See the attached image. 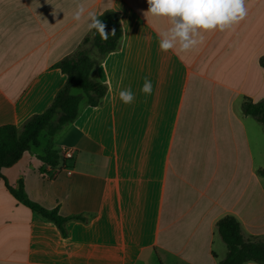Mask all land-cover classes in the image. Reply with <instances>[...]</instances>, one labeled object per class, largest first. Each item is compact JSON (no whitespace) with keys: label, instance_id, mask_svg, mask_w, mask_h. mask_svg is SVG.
<instances>
[{"label":"crops","instance_id":"0c3cea01","mask_svg":"<svg viewBox=\"0 0 264 264\" xmlns=\"http://www.w3.org/2000/svg\"><path fill=\"white\" fill-rule=\"evenodd\" d=\"M77 3L115 12L121 44L93 72L107 87L101 102L83 99L53 138L57 165L63 145L75 160L53 174L30 148L1 169L0 264H219L227 215L264 241V123L242 108L264 100V0H245L242 21L179 55L159 50L171 23L145 14L147 0H0V125L20 128L64 86L57 64L93 32L86 13L72 19ZM20 180L32 201L83 218L63 233L14 197L7 184Z\"/></svg>","mask_w":264,"mask_h":264},{"label":"trees","instance_id":"16d2710c","mask_svg":"<svg viewBox=\"0 0 264 264\" xmlns=\"http://www.w3.org/2000/svg\"><path fill=\"white\" fill-rule=\"evenodd\" d=\"M98 19L104 23L105 31L109 33L108 39L102 40L93 30L91 37L85 39L73 54L57 64L67 79L48 108L32 115L20 128L12 124L0 125V176L2 168L12 166L25 151L39 145V137L42 133H45L48 141L41 160L44 163L57 165L59 154L53 147L54 136L65 124L76 119L83 99L90 106L98 105L103 99L107 87L95 79L93 72L107 54L120 47L122 28L115 12L106 11ZM113 31L115 35L111 34ZM260 65L264 69V55L260 57ZM74 87L81 89V93L72 94L71 89ZM242 108L245 114L264 123V100L257 103L246 100ZM258 173L264 175V168L258 169ZM7 186L17 200L43 217L54 221L63 233H65L64 223L68 219L83 218L81 215L62 216L58 208L47 209L32 201L23 190L22 180L17 189L9 184ZM217 227L227 247V254L219 264H244L249 261L264 264V241L246 239L240 223L234 216L222 217L217 222Z\"/></svg>","mask_w":264,"mask_h":264},{"label":"clouds","instance_id":"9594fccd","mask_svg":"<svg viewBox=\"0 0 264 264\" xmlns=\"http://www.w3.org/2000/svg\"><path fill=\"white\" fill-rule=\"evenodd\" d=\"M145 12L157 18H167L171 27L158 33V47L162 52L174 51L186 53L196 48L204 40L202 33L225 31L238 24L247 16L245 0H147ZM86 9L77 3L72 14L74 21L85 18ZM95 12L86 13L87 30L98 33L102 40H107L109 33L104 23ZM115 35L113 31L111 33ZM153 91L152 82L145 79L141 92L146 96ZM119 99L124 104H132L135 95L131 88L119 92Z\"/></svg>","mask_w":264,"mask_h":264},{"label":"built area","instance_id":"2783aa9c","mask_svg":"<svg viewBox=\"0 0 264 264\" xmlns=\"http://www.w3.org/2000/svg\"><path fill=\"white\" fill-rule=\"evenodd\" d=\"M60 156H61V165H52L49 163H44L45 168L53 171V174L57 173V170H61L65 168V163L68 161L75 160L76 150L73 147L63 145L60 147ZM56 169V170H55Z\"/></svg>","mask_w":264,"mask_h":264},{"label":"rangeland","instance_id":"374dc122","mask_svg":"<svg viewBox=\"0 0 264 264\" xmlns=\"http://www.w3.org/2000/svg\"><path fill=\"white\" fill-rule=\"evenodd\" d=\"M92 53L94 54L95 51H93ZM39 138H40L41 145L38 147L32 146L31 150L34 151L35 153L39 154V155H42L44 153V149H45V146L42 145V142L45 143V140H47V137H44L43 135H41Z\"/></svg>","mask_w":264,"mask_h":264}]
</instances>
